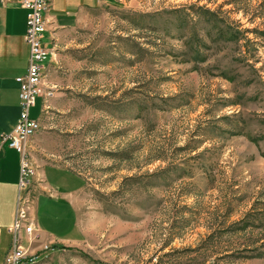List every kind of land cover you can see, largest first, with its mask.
<instances>
[{
  "label": "rangeland",
  "instance_id": "1",
  "mask_svg": "<svg viewBox=\"0 0 264 264\" xmlns=\"http://www.w3.org/2000/svg\"><path fill=\"white\" fill-rule=\"evenodd\" d=\"M263 32L264 0H108L57 32V92L36 134L85 185L75 215L39 176L31 215L71 240L34 264H264Z\"/></svg>",
  "mask_w": 264,
  "mask_h": 264
},
{
  "label": "crops",
  "instance_id": "2",
  "mask_svg": "<svg viewBox=\"0 0 264 264\" xmlns=\"http://www.w3.org/2000/svg\"><path fill=\"white\" fill-rule=\"evenodd\" d=\"M52 1V7L47 13V17L50 20L49 29L45 32L44 39L48 35V39L53 43L49 48L50 58L47 63V78L48 80L50 79L51 85L57 86L56 69L58 61L56 63V59L59 60L60 48H58L59 45L55 41V35L59 30L82 27L87 23L95 21L97 15L102 10L103 4L107 3L108 0ZM27 16L28 10L25 7L0 4V136L2 133L9 132L15 127L21 111L20 92L17 90V88H20V84L16 78L24 74L28 68L29 45L25 40ZM56 92L57 89H55V94ZM40 99L41 102L39 103ZM43 103V99L39 97L34 106L37 111L33 114L35 118H41L42 127L44 121V114L42 112ZM49 140V136L47 139L44 134H36L31 143L35 149L33 153L35 159L33 158V161H35L38 172V175L35 177V183L31 188V197L39 200L41 195L47 193L41 189L42 186L38 183L39 176L43 175L46 183H49L59 191V197L55 198L48 195L51 201H53V205L62 209L63 212L70 209L76 215V207L72 196L76 191L83 188L85 178L80 172H76L67 165L55 164L48 161L49 159L45 155V152L48 150V143L46 144L45 142ZM39 152H43L42 154H44L40 158ZM20 163V153L10 147L8 143H2L0 138V245L2 239H8L11 236L7 227L12 221L11 219H13L12 214L14 213L19 193ZM21 193L23 194L24 192ZM35 217L33 216L37 234L35 242L40 243L31 248L32 253H35L38 257L51 253L52 249L49 251L42 249L45 243L54 241L57 245L71 240L51 235L45 237L44 225L40 224ZM74 227L78 228L77 225L69 226L73 230L68 235L75 231ZM11 240L8 247L3 250L5 257L10 248ZM6 245L7 242L5 241L3 246Z\"/></svg>",
  "mask_w": 264,
  "mask_h": 264
},
{
  "label": "built area",
  "instance_id": "3",
  "mask_svg": "<svg viewBox=\"0 0 264 264\" xmlns=\"http://www.w3.org/2000/svg\"><path fill=\"white\" fill-rule=\"evenodd\" d=\"M52 2V0H0L2 5L22 6L28 10L25 40L30 50L27 72L16 78L20 84L19 118L10 132H4L0 136L2 143H8L21 155L16 214L13 225L9 227L13 236L4 264H34L37 259L36 254L28 253L29 249L22 242L24 236L30 241L35 238L36 230L31 215L32 202L29 188L35 183L37 167L32 164L27 151L29 141L42 127L41 118L32 117L30 109L36 105L37 99L42 97L44 101L42 112H44L47 101L55 95V86L48 82L47 65L44 64V61L50 58V50L45 46L44 38L45 32L49 29L50 20L47 13L51 9ZM22 190H28L27 195H22ZM49 248L50 245L46 246V249Z\"/></svg>",
  "mask_w": 264,
  "mask_h": 264
},
{
  "label": "trees",
  "instance_id": "4",
  "mask_svg": "<svg viewBox=\"0 0 264 264\" xmlns=\"http://www.w3.org/2000/svg\"><path fill=\"white\" fill-rule=\"evenodd\" d=\"M263 34H264V32H263ZM66 248V247H65Z\"/></svg>",
  "mask_w": 264,
  "mask_h": 264
}]
</instances>
